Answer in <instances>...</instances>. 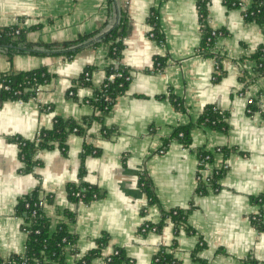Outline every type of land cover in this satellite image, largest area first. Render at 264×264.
Returning a JSON list of instances; mask_svg holds the SVG:
<instances>
[{
  "label": "crops",
  "instance_id": "crops-1",
  "mask_svg": "<svg viewBox=\"0 0 264 264\" xmlns=\"http://www.w3.org/2000/svg\"><path fill=\"white\" fill-rule=\"evenodd\" d=\"M108 1L0 0V27L21 28L30 43L103 34L123 17L120 64L130 75L126 91L101 122L93 121L85 136L70 133L65 151L57 144L35 151L27 167L14 139L32 141L41 130H51L55 119L81 121L97 113L88 101L113 61L105 45L71 58L8 59L0 53V75L37 69L48 75L34 98L0 103V259L24 253L28 234L16 209L35 194L44 201L50 232L65 224L74 238L65 249L66 264L95 249L101 237L107 242L90 264H106L115 250L122 253L120 264H152L162 247L171 248L179 264L264 263V230L251 221L264 215V204L255 201L264 195V75L252 58L264 45V25L243 17L252 0H112L111 6ZM199 9L206 27L221 32L211 57L199 51ZM153 13L155 25L149 22ZM154 29L160 41L149 37ZM85 68H91L90 83L77 86ZM250 99L252 113L247 112ZM207 107L225 115L222 129L198 123ZM187 125L190 145L183 148L170 136ZM164 140L169 142L160 152ZM198 152L210 154L200 169ZM217 170L223 171L218 188L201 191L205 183L197 177H212ZM142 177L153 203L139 185ZM69 185L93 187L98 198L71 200ZM172 209L187 213L184 226L176 229L169 219L162 221V213ZM144 223L160 225V230L140 233Z\"/></svg>",
  "mask_w": 264,
  "mask_h": 264
},
{
  "label": "trees",
  "instance_id": "trees-1",
  "mask_svg": "<svg viewBox=\"0 0 264 264\" xmlns=\"http://www.w3.org/2000/svg\"><path fill=\"white\" fill-rule=\"evenodd\" d=\"M227 1L226 4L238 6L237 2ZM111 6L112 0L108 1ZM201 9V5L199 4ZM199 9L200 15L202 14V41L199 51L208 53L213 49V42L215 37H211V30L206 27L203 18V11ZM111 11V10H110ZM244 19L246 21H253L259 25H264V0H252L249 8L243 11ZM150 24H156L155 15L149 18ZM108 24V23H107ZM14 26L0 27V53L5 54L8 59L16 55H34V56H48V55H62L66 58H71L77 52L85 48H94L98 45H105L108 48V57L113 63L106 69V77L99 89L95 90L93 98L88 101L97 113L93 114L89 119L74 121L55 119L51 130H41L32 141L15 138V142L19 147V157L24 165L31 167L32 157L35 151L40 149H50L57 144L58 147L65 151V141L67 136L77 134L85 136L89 126L93 121L101 122L112 109L116 99L122 95L130 81L128 71L120 64L121 52L123 49V39L126 36L125 20L120 16L117 24H113L103 34L99 31L79 36L77 39L69 42L42 44L30 43L25 38L24 31H20L19 35L10 36L8 33L14 29ZM153 38L161 40L156 30L152 31ZM217 33V32H216ZM221 33V32H220ZM209 39V41H207ZM206 55V54H205ZM255 61L256 71L260 75H264V45L259 47L252 55ZM159 64V66H157ZM158 70L161 68L159 60L155 61L154 67ZM91 73V68H85L81 76L76 81L77 86H88L90 81H85L84 74ZM219 72V68H218ZM111 74H120L113 82H108L107 78ZM221 73L214 77V81L219 80ZM48 80V75L44 69H37L30 72H20L16 74L0 75V98L2 100L22 101L25 102L35 97L38 88L45 84ZM6 88V89H5ZM174 107L180 109L178 101L173 102ZM254 101L248 104V113L254 111ZM225 115L214 107H207L198 119V123H203L215 129H222L225 126ZM190 128L191 126L176 127L170 139L176 140L183 148L190 145ZM36 139L40 141L35 142ZM169 140H164L160 152H164L167 148ZM23 143V145H22ZM89 148L85 147L84 152L88 153ZM210 154L206 152H198L199 169L203 168L201 164L204 158ZM223 175L222 170H217L213 173L208 185H200L201 191L206 187L212 189L218 188V180ZM199 177V176H198ZM200 181V180H199ZM140 187L146 192L150 203L155 201L153 192L145 179L140 178ZM68 197L71 200L87 203L96 198L98 194L95 188L90 186H75L69 185L67 187ZM76 193L82 195L81 198L76 197ZM255 201L258 204H264V195L258 196ZM38 197L33 194L30 197L20 201L16 209V215L21 217L24 221L22 229L28 232L26 248L22 255L12 256L7 259H0V264H11L12 261L20 262L27 260L31 264H66L64 259L65 249L67 246H72L74 238L69 234L65 224L56 226L54 232H50L49 224L43 216L42 208L37 206ZM25 204H29V208H25ZM35 212L32 215V212ZM68 220L73 221L72 216L66 213ZM187 213L179 209H172L168 212L162 213V221L166 218L169 219L177 229L179 226H184L186 223ZM252 224L258 229L264 230V215L258 214L251 217ZM149 227H155L156 231L160 230V225H153L147 223ZM140 232V230H139ZM141 233V232H140ZM107 242L106 237H101L96 242L95 249L91 250L85 256L79 258L75 264H90V260L100 255L101 249ZM171 248H161L160 251L153 257L152 264H179L173 257ZM73 253L74 251L71 250ZM123 261L122 253L115 250L112 255L106 258V264H120ZM245 264H264L253 259H248Z\"/></svg>",
  "mask_w": 264,
  "mask_h": 264
},
{
  "label": "built area",
  "instance_id": "built-area-1",
  "mask_svg": "<svg viewBox=\"0 0 264 264\" xmlns=\"http://www.w3.org/2000/svg\"><path fill=\"white\" fill-rule=\"evenodd\" d=\"M245 10H246V9H244V11H245ZM243 17H244V14H243ZM155 19H156V17H155ZM20 31H22L21 28H19V27H15L14 29H12V31H10V33H8V35H10V36L19 35ZM220 34H221L220 32H217V33H216L215 31H211V37L220 36ZM149 37H150V38H153V33H152V32L149 33ZM207 41H209V39H208ZM157 66H159V64H157ZM120 76H121L120 74H111V75L108 76L107 80H108V82H113V80H114L115 78L120 77ZM84 77H85V81H90V79H91V73H88V72L85 73V74H84ZM0 87H1V86H0ZM5 89H6V88H5ZM68 95H69V96H73V95H74L73 91H69V92H68ZM251 102H252L251 99L248 100V104L251 103ZM247 112H249V110H247ZM39 141H40L39 139H36V140H35L36 143H38ZM22 145H23V143H22ZM219 150H220V149H217L216 151L219 152ZM208 158H209L208 156H206V157L204 158L203 163L201 164L202 166L206 167V164H207V162H208ZM197 179L200 180V181H202L203 183H205V185H208V183H209L211 177H205V178H203V179H202L201 177H197ZM76 197L81 198L82 195H81L80 193H76ZM43 205H44V201L41 200L40 198H38L37 206L42 208ZM25 208H29V204H25ZM34 213H35V212L33 211V212H32V215H34ZM25 232L28 234L27 231H25ZM140 232H141V233H146V232H152V233H155V232H157V231H156V228H155V227H149L147 223H144V224L141 226V228H140ZM67 247H68V246H67ZM11 264H31V263H28L27 260H23V261H20V262H17V263L14 262V261H12Z\"/></svg>",
  "mask_w": 264,
  "mask_h": 264
},
{
  "label": "water",
  "instance_id": "water-1",
  "mask_svg": "<svg viewBox=\"0 0 264 264\" xmlns=\"http://www.w3.org/2000/svg\"><path fill=\"white\" fill-rule=\"evenodd\" d=\"M2 102V99H0V103Z\"/></svg>",
  "mask_w": 264,
  "mask_h": 264
}]
</instances>
